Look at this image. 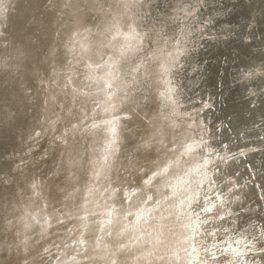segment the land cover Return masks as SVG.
Segmentation results:
<instances>
[{
  "label": "bare ground",
  "instance_id": "obj_1",
  "mask_svg": "<svg viewBox=\"0 0 264 264\" xmlns=\"http://www.w3.org/2000/svg\"><path fill=\"white\" fill-rule=\"evenodd\" d=\"M154 136L203 147L140 194ZM262 230L264 0H0V264H264Z\"/></svg>",
  "mask_w": 264,
  "mask_h": 264
},
{
  "label": "snow or ice",
  "instance_id": "obj_2",
  "mask_svg": "<svg viewBox=\"0 0 264 264\" xmlns=\"http://www.w3.org/2000/svg\"><path fill=\"white\" fill-rule=\"evenodd\" d=\"M177 43H179V41ZM126 54H127V50H125L124 52L121 53V58L124 57ZM161 55H163L162 52H161ZM168 55L173 56V53H168ZM174 59H175V57H174ZM113 62L115 63V61H113ZM98 67H102V65H98ZM141 67H142V65L137 66L135 71L139 72ZM167 70L168 69L165 68V71H167ZM114 107L115 106H113V108ZM104 111H109V109H105ZM110 123H111V121L101 120L100 124H92L91 127L92 128H100L101 125H107ZM112 131H115V128H113ZM157 134H159V133H157ZM152 143L153 144H156V143L159 144V147H154V149H153L154 151H156L158 153V155H157L156 159H153V160L148 162L147 168L144 171L143 176L140 177V179L143 180V185H141L139 183V181L135 185V187L137 188V190L139 191L140 194H143L146 191H148L152 187L153 181H155L156 183H159L160 178H163L168 174L169 169L172 168V165L167 164L165 157H167L169 154H171L172 156H175L176 151L179 149H183V151L181 152V155L191 154V153L195 152L196 148H202L203 147L202 144L193 145V144H187V143H184L183 141H181L176 145V148L173 149L172 147L169 146V144H165L163 142V139H161L160 141L157 142L155 139V136L152 138ZM148 146L149 145H145V147H148ZM164 165H166V166H164ZM144 177H148V178L144 179ZM122 191H123V185H118L116 188L113 189V192L122 193ZM135 195H136V192L130 193V196H135ZM119 199H121V200L123 199L122 195L119 197ZM148 199H152V197H148ZM195 203L200 208V212H196V209H193V212H196L197 218H199V215L201 212L205 214V219L203 221H201L202 224L208 223L207 214L213 213L214 209H215V216L220 218V219H223V217L219 216V209L216 208L215 205H213V207H203L200 201H195ZM193 231H195V229H193ZM207 235L213 236L214 233L207 232ZM262 235H264V230H262ZM213 247H216V245H213ZM261 247L264 248V242L261 243ZM204 251H205V253L208 254V259L212 260L214 262V264L216 261L219 260L218 257H216L214 254H212L211 249L205 247ZM222 255H223V253H222ZM237 255H239V253H237ZM113 264H115V261H113ZM221 264H222V262H221Z\"/></svg>",
  "mask_w": 264,
  "mask_h": 264
},
{
  "label": "rangeland",
  "instance_id": "obj_3",
  "mask_svg": "<svg viewBox=\"0 0 264 264\" xmlns=\"http://www.w3.org/2000/svg\"><path fill=\"white\" fill-rule=\"evenodd\" d=\"M208 197H209V196H207L206 199H208ZM210 197H212V198H210ZM210 197H209V201H210V200H211V201H214V198H213L214 195L211 194ZM203 199H204V201H207V200H205V198H203ZM203 199H202V200H203ZM212 199H213V200H212ZM202 200H201V204L204 205L205 202L202 201ZM211 201H210V202H211ZM202 202H203V203H202ZM196 212H199V210L196 211ZM205 226H206V225H205ZM208 228H209V227H208ZM208 228L205 227V230H209ZM223 236H224V235L221 234L220 237L223 238ZM227 236H229V235H227ZM231 236L234 237V236H237V235L234 234V236H233V235H231ZM215 238H219V237H215ZM215 238H214V239H215ZM222 240H223V239H220V241H222ZM220 241L218 240L219 244L221 243ZM218 242L215 244L214 242H213V243H210V242L207 241V242L204 243V244H205L204 246L210 248V247H211L210 244H215V245L217 246ZM222 242H223V241H222ZM207 243H208L209 245H208ZM221 244H222V243H221ZM207 245H208V246H207ZM205 247H204V248H205ZM204 248L202 249V252H203V253H204ZM212 248H214V249H212ZM211 250H212V253L214 252L213 254H214L216 257L218 256V258H220V256H221V257L223 256L222 254H220V253H223V252H220V250H222L221 247H220V249H219V247H218V249H217V247H213V246H212V247H211ZM215 250H216V252H217V250H218L219 252L216 253ZM218 253H219V254H218ZM217 254H218V255H217ZM223 254H224V253H223ZM204 255H205V256H204ZM204 255H203V257H205V258H206V256H208L207 253H204ZM206 260H209V261L211 262V260L208 259V257H207Z\"/></svg>",
  "mask_w": 264,
  "mask_h": 264
}]
</instances>
